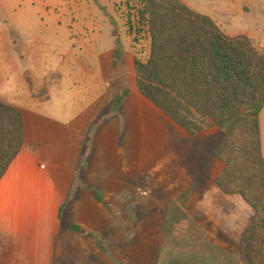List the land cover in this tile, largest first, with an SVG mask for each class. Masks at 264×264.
I'll list each match as a JSON object with an SVG mask.
<instances>
[{
  "label": "rangeland",
  "instance_id": "374dc122",
  "mask_svg": "<svg viewBox=\"0 0 264 264\" xmlns=\"http://www.w3.org/2000/svg\"><path fill=\"white\" fill-rule=\"evenodd\" d=\"M184 2L209 16L226 35L255 38L264 50V0ZM130 16L126 0H0V99L16 106L27 93L46 100V78L56 77L66 56L70 57L67 65L81 60V67L93 68L94 78L110 79L114 40L119 39L132 57L134 48L145 53V46L134 45L130 38ZM128 66L129 79L134 71L131 62ZM74 71L58 79L64 83L61 90L52 91L50 102L44 103L37 115L45 134L48 130L58 133L56 144L64 164L80 139L84 124L80 118L90 115L97 92L93 81L81 79ZM25 105L22 107L27 108ZM260 121L264 153V110ZM222 136L223 132L214 128L197 138L179 136L176 145L169 142L166 148L158 135L157 145L152 146L150 156L146 152L142 164L151 171L131 187L130 201L108 199L100 205L86 197L81 204L87 205L88 217L82 216V206L76 207V215L61 221L59 229H68L70 221H76L84 229L102 234L111 258L125 264H157L166 210L181 191L195 186L188 209L206 231V242L237 258L243 233L255 213L241 196L225 195L214 184L222 168L213 151ZM37 168L40 171L45 166L38 164ZM82 246L88 264L114 263L96 251L91 240ZM228 262L225 254L223 263Z\"/></svg>",
  "mask_w": 264,
  "mask_h": 264
},
{
  "label": "trees",
  "instance_id": "16d2710c",
  "mask_svg": "<svg viewBox=\"0 0 264 264\" xmlns=\"http://www.w3.org/2000/svg\"><path fill=\"white\" fill-rule=\"evenodd\" d=\"M129 35L134 45L138 91L191 137L219 128L223 136L215 157L224 168L215 185L239 195L254 210L239 256L206 242V231L189 212L194 187L167 208L157 264H264V50L246 35L228 36L209 16L182 0H126ZM119 39L115 65L124 56ZM128 90L114 101L116 111ZM25 146V118L15 105L0 99V184ZM103 203L105 195L95 190ZM74 232L81 227L73 225ZM111 257L107 244L92 235ZM207 248V249H206ZM201 253V254H199ZM113 259V258H112ZM114 264H125L113 259Z\"/></svg>",
  "mask_w": 264,
  "mask_h": 264
},
{
  "label": "crops",
  "instance_id": "0c3cea01",
  "mask_svg": "<svg viewBox=\"0 0 264 264\" xmlns=\"http://www.w3.org/2000/svg\"><path fill=\"white\" fill-rule=\"evenodd\" d=\"M115 48L114 43L110 79L94 78L93 68L81 67V60L73 66L67 65L70 57L66 56L56 77L52 76L49 81L46 78V100L29 97L28 93L18 99L17 107L25 118V146L0 184V264H88V255L82 243L89 240L96 251L113 260L97 247L92 237L98 235L110 252L102 234L84 229L76 221H70L68 229H59L61 221L75 216L76 207L82 206L81 201L86 197L91 196L100 205L108 199L118 202L122 198L128 200L131 187H136L147 170L151 171V167L146 169L142 164L146 152L152 154V146L157 145L158 135L167 148L169 142L176 145L175 140L179 136L197 138L214 129L197 137L188 135L138 91L134 55L132 57L124 50L123 58L115 65ZM129 62L133 64L134 75L128 79L125 68ZM71 70L78 72L81 79L93 81L92 87L97 92L90 115L80 118L84 123L79 130L80 139L74 151L68 154L67 164H64L56 144L58 133L48 130L45 134L41 129L43 122L37 115L43 104L50 102L51 93L61 90L64 83L57 82L58 79L61 81ZM28 87L31 94L30 84ZM125 90L129 93L115 111V98ZM23 103L27 108L22 107ZM215 150L213 158L217 159ZM139 158L140 161H137ZM38 164L45 168L38 171ZM221 168L222 172V163ZM190 187H194V192L195 186ZM190 187L181 191L172 202ZM95 190L105 195L103 203L96 200ZM80 211L83 217H88L87 205L82 206ZM73 225L81 227V232H74ZM82 230L86 232L82 233Z\"/></svg>",
  "mask_w": 264,
  "mask_h": 264
},
{
  "label": "water",
  "instance_id": "95a60500",
  "mask_svg": "<svg viewBox=\"0 0 264 264\" xmlns=\"http://www.w3.org/2000/svg\"><path fill=\"white\" fill-rule=\"evenodd\" d=\"M86 231L85 230H82V233H85Z\"/></svg>",
  "mask_w": 264,
  "mask_h": 264
}]
</instances>
